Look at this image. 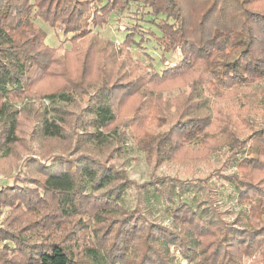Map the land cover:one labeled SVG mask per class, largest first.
Returning a JSON list of instances; mask_svg holds the SVG:
<instances>
[{"label": "trees", "instance_id": "16d2710c", "mask_svg": "<svg viewBox=\"0 0 264 264\" xmlns=\"http://www.w3.org/2000/svg\"><path fill=\"white\" fill-rule=\"evenodd\" d=\"M184 1L0 0V101L17 100L25 95L39 67L38 60L46 62L48 57L52 63L50 56L61 50V46L53 49L44 43V33L32 21L36 18L65 37L70 36L71 43L91 28L108 25L112 15L128 11L134 23L124 28L125 35L119 44L143 50L148 36L141 26L144 27V16L150 17L146 22L158 32V36L150 34L155 43L164 53L179 49L181 59L161 72L154 67H142L131 59V68L141 74L139 84L117 85L123 87L125 95L132 93L137 85L138 88L150 87L151 82L161 84L178 76L197 75L193 97L199 99V106L195 104V109L191 110L193 115L186 118L182 128L176 126L174 135L169 129L150 137L132 136L134 147L147 156L151 169L149 180L144 183L126 180L108 187L124 174L89 156L74 161L58 159V162L55 156L47 164L39 162V166L30 168L32 174L43 178L37 199L49 194L52 214L57 213L53 214L55 217H81L80 206L88 204L93 210L85 214V218L97 226L83 222L86 242L80 257L62 242H49L28 248L24 264H180L179 259L186 264H264V183L254 181L255 175H264V129L252 132L245 139L232 131L227 134L226 147L231 153L236 151L239 157L234 161L240 171L246 172L226 176L231 181L229 196L240 206L239 212L232 211L231 222L225 220L226 212L219 211L217 187L209 178L174 180L155 174L158 161L170 160L181 143L199 144L197 140L209 132L206 129L211 126V119L196 114L198 110L209 109V99L233 86L264 79V10L249 0H194L202 8L195 12L192 20ZM75 48L74 45L70 51L63 52L70 54ZM208 83L214 84L212 90ZM112 87L99 92V98L86 110L89 124L85 122L86 126L76 135V143L88 144L93 150L106 142L129 137V122L122 124V132L116 134V139L113 137L117 111L111 96ZM46 98L54 106L51 108L54 114L52 118L44 117L36 131L39 130L43 138L61 139L70 134L61 114L62 106L69 104L72 97L61 92ZM0 107L1 150L16 141V124L15 118L5 113L3 105ZM171 152L173 156L169 157ZM11 155L4 151L0 157L7 161L4 162L7 165L3 170L5 177L13 171L9 166L12 165ZM15 181L16 178L11 185L0 188V197L4 196L1 204L10 203L8 199L14 198L15 207H24L30 201L29 190ZM132 186L139 189L146 202L155 198L169 201L165 212L171 219V228L148 220L139 203L131 210L121 204V195L126 187ZM97 201L98 205L94 206Z\"/></svg>", "mask_w": 264, "mask_h": 264}, {"label": "rangeland", "instance_id": "374dc122", "mask_svg": "<svg viewBox=\"0 0 264 264\" xmlns=\"http://www.w3.org/2000/svg\"><path fill=\"white\" fill-rule=\"evenodd\" d=\"M249 1L255 2V7L264 10V0ZM184 6L192 20L195 18V12L202 8V5L194 0H185ZM149 19L150 17L144 16V27L141 26L142 22H138L148 36L142 45L143 50L119 44L125 35L124 28L134 23L131 12L128 11L112 15L108 25L91 28L71 43L68 41L70 36L65 37L62 32L55 31L39 18L32 20L44 33V43L53 49L61 46V50L53 52L50 56L54 60L52 63L47 56L46 62L38 60L39 67L25 95H20L17 100L0 101V106L3 105L5 113L15 118L16 124V141L7 145L9 148L4 147L0 150V157L4 151L11 152L12 165H8L13 167L11 175L5 177L3 170L7 167L5 164L7 161L0 160V188L11 185L16 178L17 185L28 189L30 196V201L24 207L19 205L15 207L14 198L8 199L10 203L1 204L4 196L0 197V264H24L28 258V248H36L38 244L45 245L49 242H62L75 256L80 257L82 246L86 242L83 222L97 226L92 220L85 218V214L93 210L89 209L88 204L80 206L83 214L81 217L71 219L55 217L57 213L53 212L55 214L53 215L49 205L51 196L46 194L42 199L36 197L39 196L38 191L41 190L39 187L43 178L32 174L31 167L39 166V162L47 164L55 156L57 162L58 159L74 161L89 156L124 174L108 187L126 180L142 184L149 180L151 169L146 161L147 156L134 147L132 136L150 137L152 134L166 133L169 129L174 135L175 127L182 128L186 118L193 115L191 110L195 109V104L198 105L199 101L193 97L194 79L197 75L178 76L161 84L151 82L150 87L144 85L138 88L137 85L129 95H125L122 86H117L126 82L131 86L139 84L141 72L131 68V59L142 67H154L160 72L167 67L175 66L181 59L179 49L164 53L158 47L150 35L153 32L158 36V32L147 23ZM138 39L136 37V40ZM108 40L113 43L107 42ZM74 45L76 48L73 53L64 54L63 50L70 51ZM39 50L43 51L41 48ZM207 86L212 90L214 84L208 83ZM110 87L113 105L117 111L116 133L113 137L116 139V134L122 132V124L127 122L131 127L127 131L129 137L119 138L112 143L106 142L92 150L88 144L76 143V135L86 126L85 122L89 124L86 110L99 98V92ZM61 92H67L72 97L69 104L62 106L64 109L61 114L66 122V131L70 134L64 135L61 139L43 138L36 129H39L44 117L52 118L54 114L51 111L54 106L46 96ZM208 108L198 110L196 114L211 119V126L206 129L210 133L205 136L203 133L197 140L199 144L181 143L174 156L172 152L170 153L169 157L173 156L170 160L158 161L155 174L162 178H175L174 180L209 178L210 183L217 187L216 200H219V211L226 212L224 218L231 222L234 219L231 216L232 211L237 212L240 206L235 205L229 196L231 181L226 179V176L246 172L240 171L239 165L234 161L239 157L235 155L236 151L231 153L226 147L227 134L232 131L239 138L245 139L252 132L264 129V79L222 91L209 99ZM2 133L0 119V138ZM174 137L179 140L177 136ZM263 178L264 175H255L254 181L264 183ZM114 194L112 193V196ZM120 198L121 204L127 209H134L139 203L148 220L168 228L172 227L171 219L165 212L169 201L155 198L146 202L142 193L134 186L126 187ZM190 199L191 197L188 200ZM98 202H94V206L98 205ZM46 206L48 209L44 208ZM179 262L186 264L181 259Z\"/></svg>", "mask_w": 264, "mask_h": 264}]
</instances>
